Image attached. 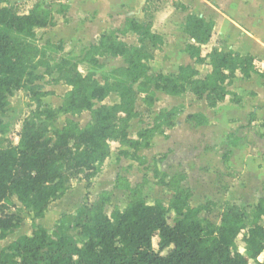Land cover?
I'll use <instances>...</instances> for the list:
<instances>
[{
	"label": "trees",
	"instance_id": "obj_1",
	"mask_svg": "<svg viewBox=\"0 0 264 264\" xmlns=\"http://www.w3.org/2000/svg\"><path fill=\"white\" fill-rule=\"evenodd\" d=\"M2 2L4 0H0V112L7 106L6 95L19 88L25 90L34 108L22 120L19 143L5 147L0 144V240L19 228L22 221L10 211L14 207L12 198L32 212L30 233L1 248L0 264H264L260 259L264 250L261 222L264 197L246 206L229 202L221 206L207 201L191 207L188 205L190 191L180 187L185 175L177 173L168 178L160 169L167 153L155 157L152 166L155 183L173 190L167 205L144 201L145 178L131 187L117 175L113 187L130 193V200L123 209L114 205L110 214H106L112 191L105 189L95 194L92 201L82 203L72 213L71 220L66 214L61 215L50 233L38 222L48 212L50 203L66 193L71 177L83 173L81 180L85 181L86 189L92 186L110 155L111 142L119 144V156L140 165L146 163L145 158L137 154L138 150L150 147L154 135L164 134L165 128L173 126L177 109L160 111L152 125L138 130L136 138H130L128 124L137 116L134 104L140 93L145 94L147 106L153 104L152 90L170 95L188 91L197 99L204 98L209 108H215L226 99L239 103L240 97L227 87L237 72L244 77L250 73L264 77V68L258 67L257 59L217 48L202 55L201 46L210 39L214 23L188 12L182 31L193 42H188L184 50L193 59L194 66H180L175 76L161 72L148 74L153 55L147 51L145 43L148 41L159 48L163 38L153 29L149 0H145L144 20L127 18L125 21L124 30L138 36V46L128 45L115 32L108 31L101 33L97 42L84 53L83 59L88 58L98 68L97 57H121L126 66L111 71L118 79L105 78L100 83L92 71L82 74L75 66H69L61 79L70 88L60 105L51 107L41 100L50 92L33 89L34 81L41 75L29 62L38 51L34 42L36 29L54 25L51 4L45 6L35 0L28 11L19 12ZM172 6L181 11L187 8L179 0H173ZM67 10L68 5L60 3L57 13L65 18ZM206 63L210 71L202 78L196 77L199 68ZM110 93L118 96L117 102L95 106V102H102ZM84 111H89L90 120L83 127L73 118H67L60 128L50 125L59 114L77 116ZM187 119L199 125L207 124L204 117L195 114H188ZM254 120V113H249L248 125ZM5 131L7 126L0 117V138ZM240 140L234 133L227 134L224 161ZM215 207L220 208L218 223L200 215ZM155 236L158 238L156 248L152 243ZM238 237L245 253L239 250Z\"/></svg>",
	"mask_w": 264,
	"mask_h": 264
},
{
	"label": "crops",
	"instance_id": "obj_2",
	"mask_svg": "<svg viewBox=\"0 0 264 264\" xmlns=\"http://www.w3.org/2000/svg\"><path fill=\"white\" fill-rule=\"evenodd\" d=\"M91 1L78 0V4L84 5L86 10L85 3ZM162 1L167 7H160L158 4L150 16L154 31L163 38V45L156 48L148 43L146 49L153 55L149 61L148 74L153 75L161 72L175 76L178 74L180 66H194L193 59L184 50L185 45L193 40H189L182 31V26L186 14L195 11L196 7L194 0H179L186 6L189 5L188 12L175 9L172 6L173 0ZM107 3L108 12L121 16L114 19L109 18L108 31L116 30L115 34L121 41L128 45L138 46V36L132 31L124 30L125 20L134 18L142 22L144 20L142 8L145 5V0H107ZM248 3L249 0H240L233 9L234 13L228 14L223 8L224 12H215V17L202 11L203 13L199 16L204 17L207 21L212 20L214 23L210 39L201 46L202 55L212 48H217L222 52L232 50L241 55L253 56L257 59L258 67L264 68V0H258L256 3L258 9L249 14L251 18L237 13L241 8H246ZM225 25L229 28H224ZM118 30H122V33H119ZM97 59L102 69L114 70L126 66L119 56L104 55ZM203 67L204 69L199 68L196 77L202 78L210 71L208 63ZM227 88L240 97L239 103L226 99L215 108H209L204 98L197 99L188 91L179 95H170L160 90H152L154 100L151 106L144 103V93L137 96L134 104L137 116L132 118L128 124L127 130L130 138H136L138 130L152 125L155 116L160 111L177 109L173 126L165 128L164 134L154 135L150 147L140 148L137 154L140 155L139 152L142 154L141 156L146 160L142 166H147L150 162V159L144 156L147 152H151L152 157L167 153L166 158L160 164V169L167 174L168 178L177 173L185 175L180 187L190 191L188 205L191 207L205 204L207 201L217 205L229 202L246 206L253 204L257 198L264 197V125H262L264 122V77L258 73H250L248 77H244L237 72ZM107 97H113V103L118 101V96L115 93H110ZM102 102H105V99ZM251 112L254 113L255 120L248 125ZM188 114L204 117L207 124L199 125L195 121L187 119ZM76 120L83 127L90 118L87 119L82 112ZM216 127L221 128L218 143H209V140L214 136ZM228 133H234L241 140L238 147L232 149L228 160L224 161L222 157L228 150L226 145ZM193 136L195 139L192 138ZM216 149L218 152L215 155V160H217L215 163L198 160L202 154L205 156L211 150ZM107 160L108 158L103 162L102 167H107ZM111 165L108 167L114 168V174L111 180L109 179L110 184L100 183L97 185L96 181L101 170L92 181V186L95 188L94 193L97 194L105 189L111 190L112 194L119 191L120 189L113 188L117 175L122 176L131 187L141 183L144 178L147 180V172L140 173L139 167L141 168V166L134 160L119 156L118 161L116 160ZM129 165L133 171L137 172V176L133 180L129 168H126ZM150 176L154 179L152 168L151 175L148 176L149 179ZM83 182L85 181L81 180L79 184ZM149 184L152 185V183ZM211 211L212 209L207 212L202 211L200 215L204 216L203 212L208 214Z\"/></svg>",
	"mask_w": 264,
	"mask_h": 264
},
{
	"label": "rangeland",
	"instance_id": "obj_3",
	"mask_svg": "<svg viewBox=\"0 0 264 264\" xmlns=\"http://www.w3.org/2000/svg\"><path fill=\"white\" fill-rule=\"evenodd\" d=\"M239 1L240 0H194L193 2L196 8H194L195 11H193V13L200 15L203 12H207L215 17V14L218 11L224 12L223 8L226 9L228 14L234 13L235 10L233 9L237 4H239ZM34 2L35 0H4L2 4H10L16 11L25 12L33 6ZM40 2L45 6L48 3L51 4L54 25L48 26L46 28L36 29V38L34 39V42L38 46V51L33 53L29 62L33 68H36L35 72L41 75L39 80L34 81L33 89L35 91L50 92L49 95L41 99L44 103H47L51 107H57L60 105L63 95L70 88L61 78L68 70V67L72 65L78 68L82 74L88 73L89 69H91L95 75V79L100 83L103 82L105 78H110L111 80L118 79V77L113 75L111 72L112 70H108V68L102 69L101 65L99 68L97 66L94 67L88 58L83 59L82 57L85 55L84 53H86L88 46H91L93 42H97L99 37L98 34L108 32L109 18L111 17L114 19L115 17H121L119 15H114V13L112 14L110 11L108 12L107 0H92L91 2L85 3V7L87 8L86 10L84 9V5L82 6L78 4V0H40ZM257 2L258 0H249V6L247 5L246 8H241L237 11V13L244 15V17L251 18V15L249 16V14L254 13L258 9L256 6ZM60 3L67 4L69 7L67 10V16L65 18H63L61 14L57 13ZM158 4H160V7H167V5L162 0H149L147 5L149 7V13L151 16L154 8L157 7ZM121 7V9H123V6ZM188 7L189 5L187 6L186 11L188 10ZM224 28L228 29L229 27L225 25ZM115 31L116 30H112V32ZM118 32L122 33V30H118ZM148 43L149 42L146 41V48ZM203 66L201 69H204ZM134 87L135 89L138 88L137 86ZM6 99L7 106L5 110L0 112V117L7 126V131H5L0 138V144L3 147L8 145H16L19 143V130L22 120L34 108V103L29 100L27 93L22 88L13 90L10 94L6 95ZM113 99V97H106L105 102H95V106L97 107L98 105L102 104L110 105L113 103ZM84 114L86 115L87 119L90 118L89 111H84ZM78 116L79 115L71 116L69 114H59L50 125L54 128H60L67 118H73L76 120ZM80 123H82L81 120ZM220 132L221 128L216 127L214 136L209 140V143H218ZM188 137L191 138L190 136ZM192 138L195 139V136ZM119 147V144L116 142L110 143L111 150L106 162L107 167L104 168L101 166L102 171L100 170V176L96 181L97 185H100V183H103L104 185L110 184L109 179L111 180V177H113L114 174V168L110 167L112 166L111 163L116 162V160L118 161L119 159V155L117 154ZM217 152V149L211 150L205 156L202 154L200 157H198V160H206L208 163L213 164L217 161L215 160V155H217ZM139 154L142 155L140 152ZM144 156L150 159V162L147 166L140 165L141 168L139 167L140 173L144 171L147 172L146 178L148 183H146L143 188L144 201L147 204L160 201L164 205H167L171 197L172 189L170 187H161L160 185L156 184L154 185L155 179H152V176H150V179L148 178V176L151 175L153 160L157 155L152 157V153L147 152V154ZM109 165L110 167H108ZM126 168H129L133 180L134 177L137 176V172L133 171L130 165ZM82 175L83 173H80L79 175L71 177L68 184L69 188L66 193L61 198L52 201L48 207V212L46 215L42 219L38 220V222L41 223L49 233L53 230L55 221L61 215L66 214L67 219L71 220L72 213L82 203L85 201H92L95 198L96 193H94L95 188L93 186L86 189L85 182L79 184L78 180H81ZM120 177L123 178L122 176ZM149 183H152V185ZM86 191H88L87 195ZM129 200L130 193L128 190L120 189L119 191L114 192V194H112L111 204L105 208L106 214H110L112 206L114 205L120 209H123ZM238 200L240 201V199ZM12 201L14 203V207H11L10 211L16 215H19L22 221L19 228L13 230L12 233H10L4 240H0V250L3 246L16 240L19 236L29 234L31 231L30 224L32 221V212L29 209L24 208L15 197L12 198ZM224 203L225 202L220 205L223 206ZM247 210L250 211L248 208ZM219 212L220 208L215 207L212 208V211L208 214L203 212V215L206 218L208 217L211 221L218 223ZM171 217L172 216H170V218ZM261 222L264 225V217L262 218ZM157 240L158 238L156 236L152 239L154 248H156ZM237 244L239 250L245 253L246 251L244 250L240 237L237 239ZM260 259L264 260V250L260 255Z\"/></svg>",
	"mask_w": 264,
	"mask_h": 264
}]
</instances>
